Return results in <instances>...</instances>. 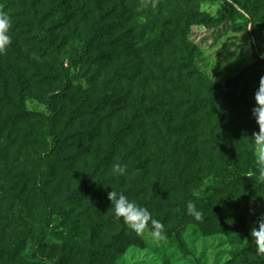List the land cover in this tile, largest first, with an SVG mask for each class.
Wrapping results in <instances>:
<instances>
[{
    "label": "rangeland",
    "instance_id": "1",
    "mask_svg": "<svg viewBox=\"0 0 264 264\" xmlns=\"http://www.w3.org/2000/svg\"><path fill=\"white\" fill-rule=\"evenodd\" d=\"M113 1L111 5L115 12L120 6L125 8L124 19L116 21L114 13L104 20V24L110 27L105 28L109 32L103 38L118 36L123 44L112 48L104 46L109 61L98 67L74 59L71 61L72 57L79 55L86 39L85 25L78 15L83 8L81 0H28V5H35L39 14L45 16L44 29L55 32L61 43L59 58L72 85L70 91L78 99L74 102L62 100L57 105L62 115L59 126L65 130L68 145L65 152L59 155L53 152L51 156L59 159L62 168L51 185L54 208L43 253L36 251L33 243L23 240V213L9 195L0 190V264H64V259L77 264L78 257L72 256L65 244L93 247L92 232L105 223L107 215L114 209V202L103 195L112 190H123V175H115L113 167L117 164L124 167L125 148L121 146L118 155L107 161L110 144L121 126L133 116L136 94L140 84L144 83V72L148 68L146 64L153 68L152 64L156 66L158 63L156 55L161 49L155 46V39L161 33L162 21H167L173 14L177 1ZM187 1L210 18L207 23H195L189 29V39L196 46L197 64L203 72L213 82L224 86L228 80L249 71L254 77L252 84L258 86L262 82L264 86V66L257 67L264 59V0ZM53 4L61 5L52 10ZM0 12L9 15L12 27L15 26L14 32L9 33L12 43L1 56L10 62H6L10 72L7 74L6 95L4 85L0 84V125L4 124L3 136L10 144L12 182L25 197L32 183L36 156L45 147L46 126L37 116L18 123L12 116L20 106L30 114L47 115L48 109L40 98L57 93L51 89L60 87V83L56 81L57 71L49 58L40 55L38 45L29 38L30 33L19 30L26 22L21 15L19 0H0ZM150 16L154 17L149 25ZM146 23L147 27L144 26ZM121 67L129 68L133 73H116L115 69ZM147 77V88L154 89L160 82L156 73ZM207 132L209 137L213 133L220 135V139L236 136L233 124L215 128L210 122ZM74 134H80L82 138L72 140ZM251 147L255 167L241 173L251 178L248 182L260 180L257 158L264 144ZM73 157L76 158L74 161ZM97 165L99 172L103 171V177L91 192L85 187L84 174ZM200 178L199 187L193 191L197 198H206L219 186L231 192L227 186L233 177L228 168L222 167L217 173L203 172ZM231 194L233 200H237L234 206L240 219L219 218L218 223L228 229L209 233L188 221L179 225L175 233L164 232L162 239H156L151 236L152 228H148L140 235L143 244L126 248L117 257V264H264V253L257 250L252 234V230L264 220V184L254 196L241 191ZM120 224L122 218L116 226ZM232 226L237 229L229 231ZM102 230L98 240L111 232L107 227Z\"/></svg>",
    "mask_w": 264,
    "mask_h": 264
},
{
    "label": "trees",
    "instance_id": "2",
    "mask_svg": "<svg viewBox=\"0 0 264 264\" xmlns=\"http://www.w3.org/2000/svg\"><path fill=\"white\" fill-rule=\"evenodd\" d=\"M81 1L83 8L78 15L83 19L86 39L83 40L79 55L72 57L71 61L74 59L101 67L109 61L104 46L112 48L123 44L118 36L103 38L109 32L105 28L110 27L104 24V20L114 13L116 21L123 20L125 8L120 6L115 12L111 5L113 0ZM176 1L173 14L167 21H162L161 33L155 39V46L161 49L156 55L158 63L156 66L152 64L153 68L146 64L148 68L144 72V83L140 84L136 94L133 116L117 131L110 144L107 161L115 158L120 147L124 146L123 160L127 171L121 183L123 190L117 193H123L129 200L148 208L152 218L165 226L164 232L175 233L179 225L188 221L198 224L209 233L222 231L228 227L219 224V218L233 220L238 216L234 206L237 200H233L231 193L241 191L254 196L264 184L256 179L248 182L251 178L241 175L245 169L255 167V155L251 146L257 145V134L264 138V86L262 82L258 86L252 84L254 77L249 71L228 80L224 86L213 82L197 64L196 46L189 39L190 26L207 23L210 18H206L189 1ZM59 5L61 4H53L52 10L58 9ZM19 7L26 20L23 26L19 25L22 27L19 30L25 31V34L30 33L29 38L38 45L40 55L49 58L53 69L57 71L56 81H59L60 87L51 89L57 93L40 98L48 109L47 115L30 114L20 106L12 116L15 123L37 116L46 126L45 147L36 156L32 183L25 197L12 182L13 161L8 154L10 144L3 136L4 124L0 125V190L9 195L23 213V240L33 243L35 250L41 254L54 208V190L51 185L62 168L59 159H52L51 156L53 152L56 155L65 152L68 145L65 130L59 126L62 115L57 105L62 100L74 102L78 98L70 91L72 85L59 58L61 43L57 41L55 32L44 29L45 16L39 14L35 5H28V0H19ZM151 17L154 16L148 18L149 25L152 24ZM148 24L144 26L147 27ZM14 27H11L10 34L14 32ZM1 56L2 54L0 84L4 85L6 95L9 83L7 74L10 72L6 62H10ZM263 66L264 59H261L257 67ZM115 71L120 75L127 71L133 73L125 67ZM154 73L160 78V82L154 89L147 88V76ZM114 99L113 97L112 100ZM210 122L215 128L218 125L233 124L236 136L220 139V135L213 133L209 137L207 130ZM79 135H72V140L81 139L82 136ZM75 159L73 157V161ZM222 167L228 168L233 177L227 186L231 192L219 186L204 199L194 196L193 191L199 187L203 172L217 173ZM102 173L97 165L84 174L85 187L89 191L95 190L102 180ZM108 193L103 196L108 198ZM189 201L203 212V220L196 221L187 213L186 204ZM118 223L119 218L112 209L105 223H101L92 232L93 247L84 248L67 243L65 247L72 256L78 257L77 264H117V257L126 248L143 244L140 235L130 230L123 218L122 224L117 227ZM101 227H107L111 232L109 236L98 240L103 231ZM149 228H152L151 224ZM234 229H237L236 226L230 227L229 231ZM70 260L64 259L63 263L71 264Z\"/></svg>",
    "mask_w": 264,
    "mask_h": 264
},
{
    "label": "clouds",
    "instance_id": "3",
    "mask_svg": "<svg viewBox=\"0 0 264 264\" xmlns=\"http://www.w3.org/2000/svg\"><path fill=\"white\" fill-rule=\"evenodd\" d=\"M12 27V21L9 15L0 12V54L4 53L12 43V38L9 30ZM257 145L264 144V138L257 134ZM259 168V179L264 181V147H261L260 154L257 158ZM126 167L117 164L113 167L115 175H125ZM108 198L114 202V215L117 218H123L127 227L134 231L137 235H142L151 224V236L156 239H162L165 231V226L158 220L153 219L148 208L137 204L123 193H117L112 190L108 193ZM186 211L189 215L193 216L196 221L203 220V212L199 210L195 203L189 201L186 204ZM255 237L257 250L264 253V220H261L258 228L252 230Z\"/></svg>",
    "mask_w": 264,
    "mask_h": 264
}]
</instances>
